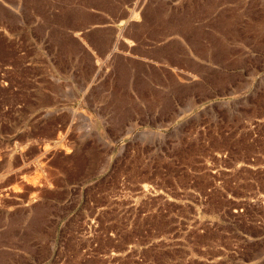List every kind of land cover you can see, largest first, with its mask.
I'll return each instance as SVG.
<instances>
[{"label":"rangeland","instance_id":"rangeland-1","mask_svg":"<svg viewBox=\"0 0 264 264\" xmlns=\"http://www.w3.org/2000/svg\"><path fill=\"white\" fill-rule=\"evenodd\" d=\"M261 189L264 0H0V264H235Z\"/></svg>","mask_w":264,"mask_h":264},{"label":"crops","instance_id":"crops-1","mask_svg":"<svg viewBox=\"0 0 264 264\" xmlns=\"http://www.w3.org/2000/svg\"><path fill=\"white\" fill-rule=\"evenodd\" d=\"M233 210L250 221L237 229L239 239L234 246V258L227 260L235 264H264V189L257 196L253 194L251 206H237Z\"/></svg>","mask_w":264,"mask_h":264}]
</instances>
